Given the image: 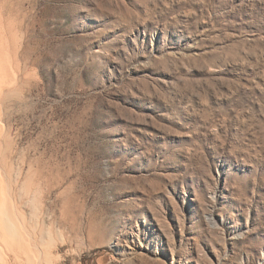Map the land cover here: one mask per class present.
<instances>
[{
    "label": "rangeland",
    "instance_id": "374dc122",
    "mask_svg": "<svg viewBox=\"0 0 264 264\" xmlns=\"http://www.w3.org/2000/svg\"><path fill=\"white\" fill-rule=\"evenodd\" d=\"M0 264H264V0H0Z\"/></svg>",
    "mask_w": 264,
    "mask_h": 264
},
{
    "label": "bare ground",
    "instance_id": "6f19581e",
    "mask_svg": "<svg viewBox=\"0 0 264 264\" xmlns=\"http://www.w3.org/2000/svg\"><path fill=\"white\" fill-rule=\"evenodd\" d=\"M93 229L94 228H92V227H89V229H88V231H87V235L88 236H91L92 235V233H93ZM79 235V234H78ZM50 246V245H49ZM50 248V247H49ZM47 255H48V253L46 252V251H44L42 254H41V256H40V254H38V253H33V252H30V254H29V258H30V260L29 261H31V259H32V261L34 260V261H36V260H38V261H40V262H42L43 260H45V258L47 257Z\"/></svg>",
    "mask_w": 264,
    "mask_h": 264
}]
</instances>
